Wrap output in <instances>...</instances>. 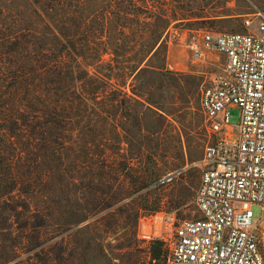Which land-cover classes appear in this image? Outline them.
<instances>
[{
    "label": "trees",
    "instance_id": "trees-1",
    "mask_svg": "<svg viewBox=\"0 0 264 264\" xmlns=\"http://www.w3.org/2000/svg\"><path fill=\"white\" fill-rule=\"evenodd\" d=\"M210 1L0 0V264L87 259L108 214L131 221L123 244L131 258L139 215L162 207L149 195L124 202L154 176L122 157V123L111 128L110 109L118 115L139 101L129 80L164 68L171 24L218 15ZM71 202L84 205L82 218L61 220L75 213ZM71 230L83 232L78 254ZM148 246L147 264H167L163 240ZM23 252L35 261H22Z\"/></svg>",
    "mask_w": 264,
    "mask_h": 264
},
{
    "label": "rangeland",
    "instance_id": "rangeland-1",
    "mask_svg": "<svg viewBox=\"0 0 264 264\" xmlns=\"http://www.w3.org/2000/svg\"><path fill=\"white\" fill-rule=\"evenodd\" d=\"M207 8L218 15L200 17L192 21L175 20L171 24L165 33L168 49L164 68L150 69L147 73L129 80L132 82L128 85L129 91H133V85L142 90V95H138L139 101L128 100L129 105L127 104L126 109L121 110L118 115L113 107L110 109L111 128L115 130L116 123H122V126H119V138L123 140L125 149L122 157L134 164H145L148 172L154 176L149 188L135 190L124 197L123 200L128 205L141 204L145 201V195H149L159 201L161 210L172 212L178 218L200 216L196 203V192L201 178L200 160L205 145L214 139L206 127V115L201 106V91L213 74L221 70L224 56L212 50L205 56L196 58L191 43L200 38L203 30L255 29L256 20L264 17L262 0H213ZM248 16L253 17V21L247 26L245 18ZM111 80L115 81V77ZM240 115L238 106L229 108L230 123L234 126L240 122ZM125 123L130 126V130L123 129ZM108 134L110 136L109 132ZM115 134L111 131L112 139H115ZM142 144L147 148L143 153L140 150ZM169 175L172 177L166 179ZM77 185L82 186V180L79 179ZM130 186V189L133 188V185ZM33 202H36L35 199ZM80 202L86 203L84 198H81ZM83 206L76 202L69 207L67 205L66 210L75 208V213L72 216L58 217L61 220H78L82 218ZM252 208L255 219L261 215L260 205L255 203ZM151 212L143 210L138 217L131 258L127 247L123 245L127 242L131 221L124 216L121 222L111 223L113 217L108 214L99 216L100 219H105L101 227L107 228L108 231L102 232L101 228H97L91 232L95 240L90 248V256L87 259H75V264H147L145 259L148 258L150 241L138 234V224L141 215ZM4 217L0 216V220ZM259 232L263 235L261 229ZM70 233L78 254L83 232H67ZM165 247L168 248L166 243ZM33 255L32 252H23L20 258L22 261L33 262ZM167 264H172L168 255Z\"/></svg>",
    "mask_w": 264,
    "mask_h": 264
},
{
    "label": "built area",
    "instance_id": "built-area-1",
    "mask_svg": "<svg viewBox=\"0 0 264 264\" xmlns=\"http://www.w3.org/2000/svg\"><path fill=\"white\" fill-rule=\"evenodd\" d=\"M253 17H246L248 26ZM255 29L203 30L193 55L224 56L221 70L201 91L206 127L213 136L200 160L196 192L200 216L178 218L157 210L139 218L138 234L161 239L172 264H264V17ZM238 106L240 122L230 123ZM261 215L254 219L253 204Z\"/></svg>",
    "mask_w": 264,
    "mask_h": 264
},
{
    "label": "crops",
    "instance_id": "crops-1",
    "mask_svg": "<svg viewBox=\"0 0 264 264\" xmlns=\"http://www.w3.org/2000/svg\"><path fill=\"white\" fill-rule=\"evenodd\" d=\"M261 230H262V233H263V237H264V222L261 224Z\"/></svg>",
    "mask_w": 264,
    "mask_h": 264
},
{
    "label": "water",
    "instance_id": "water-1",
    "mask_svg": "<svg viewBox=\"0 0 264 264\" xmlns=\"http://www.w3.org/2000/svg\"><path fill=\"white\" fill-rule=\"evenodd\" d=\"M171 177H172V175H169V176L166 177V179H169V178H171Z\"/></svg>",
    "mask_w": 264,
    "mask_h": 264
}]
</instances>
